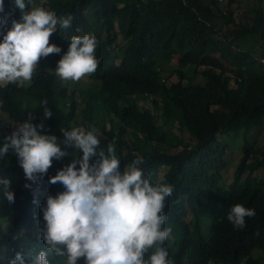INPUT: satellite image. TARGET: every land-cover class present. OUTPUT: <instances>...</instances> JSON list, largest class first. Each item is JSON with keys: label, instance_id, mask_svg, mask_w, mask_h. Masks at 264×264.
<instances>
[{"label": "trees", "instance_id": "trees-1", "mask_svg": "<svg viewBox=\"0 0 264 264\" xmlns=\"http://www.w3.org/2000/svg\"><path fill=\"white\" fill-rule=\"evenodd\" d=\"M236 3L46 0L42 7L58 18L71 16V26L58 25L50 35L49 43L61 52L38 59L27 84L0 85V110L8 119L5 123L0 117V143L29 115L58 142L60 130L74 127L79 118L82 128L95 130L99 148L112 144L121 169L140 157L139 167L151 183L172 187L162 227L170 230L163 246L173 264H264V176L256 175L264 169V143L246 138L255 125H264V47L255 48L264 43V0H257L250 20L236 19ZM5 12L11 13L9 24L0 31L20 14L12 0H5ZM85 34L96 39L97 68L89 74L96 87L77 89L58 79L46 63L61 58L72 36ZM173 58L176 65L167 75ZM173 74L177 80L171 82ZM145 93L151 96L150 107L135 96ZM41 100L52 116L43 117ZM11 122L16 124L7 129ZM238 130L245 137L242 156L233 183L225 186L221 179L229 144L223 137ZM185 132L194 140H184ZM66 151L36 182L26 180L11 149L0 158V177L10 181L14 193L11 203L0 199V220L8 225L0 233L5 260L16 251L42 250L41 206L46 196L63 191L48 178L80 155L72 147ZM237 203L255 213L245 217L243 228L226 219L228 208ZM77 262L84 264L82 257ZM50 264H63V258H50Z\"/></svg>", "mask_w": 264, "mask_h": 264}, {"label": "clouds", "instance_id": "clouds-1", "mask_svg": "<svg viewBox=\"0 0 264 264\" xmlns=\"http://www.w3.org/2000/svg\"><path fill=\"white\" fill-rule=\"evenodd\" d=\"M12 2L20 14L10 20L6 31H0V85L29 81L38 59L61 52L59 46L49 43V37L58 25L69 28L72 20L71 16L58 18L53 11L31 6L33 0ZM10 16L5 12V0H0V29L9 24ZM95 48L94 36H72L56 62L55 74L61 81H76L94 72ZM40 103L43 107L46 100ZM42 114L52 116L47 107ZM15 124L11 122L7 129ZM44 127L43 123L34 124L29 115L3 138L0 158L11 149L26 180L36 182L53 160L68 154L67 147L80 155L48 178L49 183L59 182L63 191L46 196L41 206L43 226L38 236L44 243L42 250L35 254L16 251L7 260L4 250L0 264H50V258L55 257L63 258V264H79L81 257L84 264H173L163 246L170 230L162 227L167 220L165 199L172 187L151 183L139 167L140 157L121 169L111 143L106 150L98 147L94 129H61L63 138L58 142L56 135L42 131ZM24 186L31 187L28 183ZM0 199L14 201L7 178L0 177ZM254 214L251 208L237 203L228 208L226 219L234 228H243L245 217ZM7 230V223L0 220V233ZM145 253H149L147 258Z\"/></svg>", "mask_w": 264, "mask_h": 264}, {"label": "rangeland", "instance_id": "rangeland-1", "mask_svg": "<svg viewBox=\"0 0 264 264\" xmlns=\"http://www.w3.org/2000/svg\"><path fill=\"white\" fill-rule=\"evenodd\" d=\"M46 0H33V4L31 6H39L42 7V4ZM257 0H237V3L235 6L237 8L235 9V16L237 20L244 19V20H250L253 15L254 8L256 7ZM261 47H264V43H258L255 45L256 49H261ZM56 60L55 58L51 57L46 65L47 69L55 74L54 69L56 67ZM177 58H173V60L170 62L169 67L167 68L166 74L173 72V66L176 65ZM190 74H192L191 70H189ZM55 76L60 79L56 74ZM177 77L175 74L169 76V81H176ZM197 80H201V76L197 78ZM65 84H67L69 87L77 88V89H88L92 86L96 87V81L91 79L89 77V74H85L82 76L79 80L76 81H63ZM23 84H27V82H21ZM137 99L139 100L141 105H146L150 107V99L145 100L141 94L136 95ZM0 117L3 119L5 123L8 122V119L6 118V114L3 113L0 110ZM74 127H82L81 120L77 118V120L74 123ZM172 129H174L177 133L178 130L176 126H173ZM234 131L229 134L224 135V140L229 144V149L227 151V154L225 156L226 159V167L222 171V179L221 183L225 186H230L233 183L235 170L237 167V164L242 156V146L244 143V133L241 131ZM184 140L186 141H193L194 139L188 134V132H185L183 135ZM246 138L251 143H257L258 146L262 145L264 143V125L257 124L253 128H251L246 135ZM165 171V168L162 167L158 173L157 181L161 178L163 172ZM256 175L258 176H264V169L259 170ZM33 232H35V228L33 229Z\"/></svg>", "mask_w": 264, "mask_h": 264}, {"label": "built area", "instance_id": "built-area-1", "mask_svg": "<svg viewBox=\"0 0 264 264\" xmlns=\"http://www.w3.org/2000/svg\"><path fill=\"white\" fill-rule=\"evenodd\" d=\"M262 61L264 62V58H262ZM145 96H149V95H147V93H145L144 95H143V97H145ZM151 98V96H149V99Z\"/></svg>", "mask_w": 264, "mask_h": 264}]
</instances>
